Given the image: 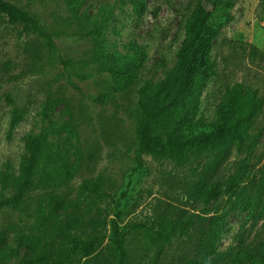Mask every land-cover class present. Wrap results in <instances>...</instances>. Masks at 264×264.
<instances>
[{
    "label": "rangeland",
    "instance_id": "374dc122",
    "mask_svg": "<svg viewBox=\"0 0 264 264\" xmlns=\"http://www.w3.org/2000/svg\"><path fill=\"white\" fill-rule=\"evenodd\" d=\"M5 1L27 22L11 25L0 15V175H18L28 158L25 138L37 134L45 140L46 175L37 176L21 207L0 213V251L11 257L8 264H28L49 244L45 225L33 227L57 203L58 222L65 212L80 217L95 257L106 264H117L119 240L131 264H183L199 228L213 218L219 240L206 264L264 243V0ZM200 4L212 12L216 32L212 69L188 124L217 122L219 105L240 83L246 96L257 91L262 107L244 141L230 143L223 156L140 157L138 92L176 67ZM138 51L145 57L140 79L122 90L105 66L119 67ZM14 111L20 119L11 127ZM212 181L227 191L204 206L198 184ZM9 194L0 188V200ZM187 217L197 225L156 248L149 228ZM22 230L28 243L19 246ZM81 264L95 263L89 257Z\"/></svg>",
    "mask_w": 264,
    "mask_h": 264
},
{
    "label": "trees",
    "instance_id": "16d2710c",
    "mask_svg": "<svg viewBox=\"0 0 264 264\" xmlns=\"http://www.w3.org/2000/svg\"><path fill=\"white\" fill-rule=\"evenodd\" d=\"M0 15L6 16L11 25L27 22L21 9L5 0H0ZM211 18L212 12L200 4L188 23L189 32L177 54L176 67L167 79L156 85H145L139 90L136 135L140 145V157L152 156L160 160L182 162L190 153L223 156L227 153L230 143L244 141L245 129L260 111L262 104L257 91H252L246 96L244 85L240 83L234 86L227 100L219 105L217 122L206 127L188 124L187 115L197 104L203 80L212 69L211 50L216 31L209 24ZM103 27V24L100 25L97 33H101ZM100 59H105V56ZM144 59V52L138 51L121 66L107 64L105 70L116 77L122 90H128L140 79ZM19 119V112L14 111L11 127L16 126ZM25 143L28 158L21 164L18 175H0V188L10 193L0 200V213L21 207L33 196L37 176H46L41 168L45 155L44 138L39 134L27 135ZM89 189L86 186V190ZM226 191L220 181H212L205 186L200 183L198 201L208 206ZM96 192H99L98 188ZM60 206L61 203L53 206L52 211L42 218L44 222L39 218L33 227L40 228L45 225L42 229L43 238L49 237V244H45L40 255L28 264H81L83 259L89 257H93L95 264H106L95 257V242L86 232L80 217L65 212L64 220L58 222L56 212ZM216 220L217 218H213L207 226L199 228L193 241L195 251L183 264H206L209 258L215 255L219 240V225ZM195 225L197 224L191 217L167 220L160 224L157 230L149 228L150 238L156 248H160V243H170L178 232ZM83 236H86V239H83ZM27 243V234L22 230L18 245ZM115 250L118 253L117 264H131L124 240L116 242ZM7 259L10 260L11 257L6 251H0V264H8L5 261ZM247 263L264 264V243H259L234 257L224 254L219 259V264Z\"/></svg>",
    "mask_w": 264,
    "mask_h": 264
}]
</instances>
